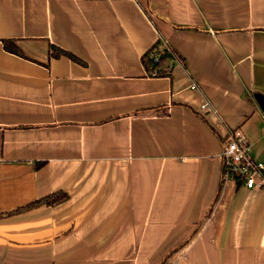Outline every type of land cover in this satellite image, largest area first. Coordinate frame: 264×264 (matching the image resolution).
I'll return each mask as SVG.
<instances>
[{
  "label": "crops",
  "instance_id": "obj_1",
  "mask_svg": "<svg viewBox=\"0 0 264 264\" xmlns=\"http://www.w3.org/2000/svg\"><path fill=\"white\" fill-rule=\"evenodd\" d=\"M255 93L264 0H0V264H264V188L216 198L229 133L264 161Z\"/></svg>",
  "mask_w": 264,
  "mask_h": 264
},
{
  "label": "built area",
  "instance_id": "obj_2",
  "mask_svg": "<svg viewBox=\"0 0 264 264\" xmlns=\"http://www.w3.org/2000/svg\"><path fill=\"white\" fill-rule=\"evenodd\" d=\"M151 57L159 60L156 49L151 50ZM206 106H209L208 103H205ZM222 177L224 180L234 179L247 188H264V161L253 157L249 140L241 129L229 133L225 140Z\"/></svg>",
  "mask_w": 264,
  "mask_h": 264
},
{
  "label": "trees",
  "instance_id": "obj_3",
  "mask_svg": "<svg viewBox=\"0 0 264 264\" xmlns=\"http://www.w3.org/2000/svg\"><path fill=\"white\" fill-rule=\"evenodd\" d=\"M3 43H4V47L7 51L17 54L19 56H23V57H28L27 54L23 51V49L17 44V42L14 39H3ZM50 48V56L51 57H59L62 55H66L70 58H72L75 61L78 62H83V60L78 57L76 54H74L71 51L65 50L57 45L54 44H50L49 46ZM157 50L159 53V60L156 61L153 57H151V50ZM170 50L168 48H161L160 47V40H158L155 44H153V46L142 56V62L145 66V68L147 69L148 72H150L149 74L151 75H165L168 74L165 70L160 68V63L162 61V59L165 58V53L169 52ZM40 165V163L37 164V166ZM225 182V180L222 177L221 180V185H220V189L217 192L216 198L219 197L221 189H222V185ZM69 198V193L65 192L63 190H59L56 192H53L52 194L43 196L39 199H36L34 201H31L29 203H27L24 206H21L15 210H13L12 212H19V211H24L42 204H47V205H54V204H58L61 203L65 200H67ZM215 198V199H216ZM9 212V213H12ZM7 213H0V217L5 216Z\"/></svg>",
  "mask_w": 264,
  "mask_h": 264
},
{
  "label": "water",
  "instance_id": "obj_4",
  "mask_svg": "<svg viewBox=\"0 0 264 264\" xmlns=\"http://www.w3.org/2000/svg\"><path fill=\"white\" fill-rule=\"evenodd\" d=\"M165 56L172 57L173 54L171 52H167L165 53ZM254 98L260 109L264 112V95L261 93H255Z\"/></svg>",
  "mask_w": 264,
  "mask_h": 264
}]
</instances>
